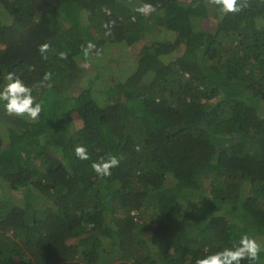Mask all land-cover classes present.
I'll use <instances>...</instances> for the list:
<instances>
[{"label": "trees", "instance_id": "16d2710c", "mask_svg": "<svg viewBox=\"0 0 264 264\" xmlns=\"http://www.w3.org/2000/svg\"><path fill=\"white\" fill-rule=\"evenodd\" d=\"M240 3L0 0V90L13 72L43 106L0 102V180L25 184L22 206L0 197V264H195L243 234L264 249V0ZM92 35L135 54L125 100L112 58L85 65Z\"/></svg>", "mask_w": 264, "mask_h": 264}, {"label": "clouds", "instance_id": "9594fccd", "mask_svg": "<svg viewBox=\"0 0 264 264\" xmlns=\"http://www.w3.org/2000/svg\"><path fill=\"white\" fill-rule=\"evenodd\" d=\"M207 3L216 6L221 13H238L246 5L241 4L240 0H207ZM153 10L151 4H143L136 9L140 14H148ZM107 27V25H105ZM95 45L91 42L86 47L82 46L85 56H88ZM49 44L45 43L39 46V51L44 54L48 51ZM99 54V53H97ZM46 59L47 57L44 56ZM60 59H67V54L61 52ZM51 73H45L43 79L48 81L51 79ZM7 83L0 90V102L3 103L4 110L7 115L27 117L32 121H36L43 110L42 102H37L32 95V88L26 86L24 82L16 76L15 73L9 72L6 76ZM75 156L80 160H88L89 155L86 146L78 145L75 147ZM120 160L115 155H108L107 159L101 157L98 161L92 163L91 167L98 177H110L111 169L118 167ZM264 250L261 244L253 237L243 234L238 245L234 247H226L214 254L198 258L195 264H241V261L247 260L255 262L259 259V254Z\"/></svg>", "mask_w": 264, "mask_h": 264}, {"label": "rangeland", "instance_id": "374dc122", "mask_svg": "<svg viewBox=\"0 0 264 264\" xmlns=\"http://www.w3.org/2000/svg\"><path fill=\"white\" fill-rule=\"evenodd\" d=\"M190 31H191V26L189 25V23H186L174 34V36L177 37L181 32L187 34ZM92 36L94 37V41L92 42L95 45L94 51L98 50L96 52H99L100 58L103 57L112 58V61H110V63L107 62L108 64L104 65L105 67L103 66L101 68V65L99 64L98 68H101L102 70L101 72H103L104 74L106 73L109 76H114L112 82L114 85L116 84L118 93L120 94L121 98H123V94L120 93L122 91V84L126 81V79L130 75L134 73L135 67L137 65L136 56L135 54L130 53L129 51L130 48L126 46H123L121 44H113L105 39H101L100 41L96 36L94 35ZM122 51H123L122 57L119 58ZM93 54H95V52ZM83 59L85 60L84 62L86 63L84 64L90 69L91 67L95 69L97 67V64L96 66H93L94 63L100 60L99 58L97 59V53L93 57H90L89 55L88 56L84 55ZM118 93L116 92V94ZM10 181H11L10 183H12L11 186L9 183L8 184L2 183V181L0 180V197L3 198L4 200H10L16 205L22 206L23 194L25 192L23 189L25 187L23 179L13 178L10 179ZM40 203L42 204V206L43 204H45L43 203L42 200H40Z\"/></svg>", "mask_w": 264, "mask_h": 264}]
</instances>
